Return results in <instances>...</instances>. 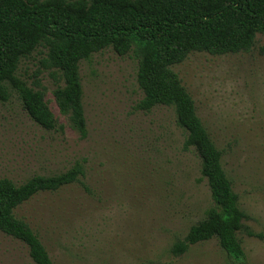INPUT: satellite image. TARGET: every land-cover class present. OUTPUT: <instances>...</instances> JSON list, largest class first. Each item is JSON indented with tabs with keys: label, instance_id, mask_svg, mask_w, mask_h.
Here are the masks:
<instances>
[{
	"label": "rangeland",
	"instance_id": "rangeland-1",
	"mask_svg": "<svg viewBox=\"0 0 264 264\" xmlns=\"http://www.w3.org/2000/svg\"><path fill=\"white\" fill-rule=\"evenodd\" d=\"M38 49L20 62L17 75L34 76L56 121L37 126L16 95L0 101V178L16 184L52 176L79 164L83 177L56 192L34 196L15 210L38 236L54 264H238L217 239L170 253L204 218L212 200L200 161L184 151L185 135L173 110H136L142 92L137 59L111 49L81 61L86 136L73 130L54 102L53 69L44 70ZM172 71L194 102L245 213L238 233L239 264H264V35L249 52L191 53ZM0 264H33L27 248L0 234Z\"/></svg>",
	"mask_w": 264,
	"mask_h": 264
},
{
	"label": "trees",
	"instance_id": "trees-1",
	"mask_svg": "<svg viewBox=\"0 0 264 264\" xmlns=\"http://www.w3.org/2000/svg\"><path fill=\"white\" fill-rule=\"evenodd\" d=\"M257 34L264 35V0H0V101L16 95L37 126L55 129L44 93L36 89L38 74L34 86L17 75L20 62L43 49L42 69L55 71L54 102L69 126L84 138L80 62L106 49L119 56L133 54L142 92L136 110H173L185 135L183 150H192L199 159L200 176L212 200L204 218L172 245L170 253L179 257L191 246L217 239L226 255L239 264L244 252L238 233L257 235L244 226L246 215L222 168L221 152L171 68L195 52L215 56L249 52ZM83 175L82 167L75 164L63 173L35 175L21 184L0 178V234L23 244L33 264L54 263L15 210L40 193L77 183Z\"/></svg>",
	"mask_w": 264,
	"mask_h": 264
}]
</instances>
